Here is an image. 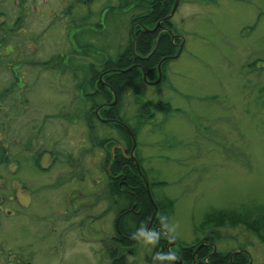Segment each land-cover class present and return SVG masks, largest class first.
I'll list each match as a JSON object with an SVG mask.
<instances>
[{
    "label": "rangeland",
    "instance_id": "rangeland-1",
    "mask_svg": "<svg viewBox=\"0 0 264 264\" xmlns=\"http://www.w3.org/2000/svg\"><path fill=\"white\" fill-rule=\"evenodd\" d=\"M71 1L76 2L0 0V37L7 32L1 50L8 53V58L4 59L8 66H0V98L8 99L15 110L22 108L21 114H17L18 119L13 121L14 128L25 126L21 137L27 136L31 129L34 135L42 133V139L33 137L25 147L33 153H39L47 133L59 131L61 125L64 128L67 124L54 115L64 107L61 92L65 99L68 97L67 76L59 79L52 69L42 66L46 62L63 65L59 52V39L62 38L55 37L56 29L49 32V28H45L50 23H56L57 18L81 17L85 13L80 8L68 10L67 7L73 5ZM20 6H23V11ZM58 6L65 7L58 10ZM171 22L172 31L175 29L182 39L178 41L179 38L173 34L176 32L170 34L175 49L182 44L179 56L164 63L158 85L138 81L131 88L132 93H138L140 101L151 103L154 112L152 119L145 117V124L139 132L136 129V135L130 130L132 144L135 143V148L131 146L130 156L136 169L131 171L136 175L144 171L148 182H166L165 185L150 183L148 188L151 196L156 195L158 199L165 196L173 204L165 219L161 216L165 211L162 209L165 202L159 200L162 203L157 205V200L152 197V206H157L154 218L158 217L154 220L164 226L165 231L177 241V246H194L216 235L218 250L229 251L232 246H243L250 250L249 264H264V241L259 233L236 220L243 212L253 213L255 205L264 203V0H181ZM122 29L121 42L124 44L128 28L123 24ZM110 39L115 49L116 39L114 36ZM10 62L13 65H9ZM11 68H16L18 73ZM42 81L46 88L42 87ZM129 90L130 87L122 100L115 101V105L118 104L123 119L128 120L129 117L126 122L135 127L136 118L131 120L130 117L135 112L148 113V110L146 105L144 108V104L136 101L134 94L127 95ZM78 93L76 91V95ZM158 95L161 102L168 101L180 110H173L167 115L160 113ZM39 101L46 111H40L44 108L40 107ZM38 122L43 123L40 129L35 127ZM100 127L97 124L96 131L104 130ZM84 130L77 124L70 129L69 133L75 136V141L68 152L78 164L80 161L89 163V160H93L94 164H88V169L74 179L70 190L67 185L58 189L53 185L57 182L50 183L55 172L62 168L59 164L52 165L55 155L41 153L43 162L46 167L51 166V170H43L40 166L34 172L35 164L30 169H25L28 165H19L30 160L31 156L26 152L16 154V161L12 160L8 166L0 165L1 197H12L15 192L27 195L20 183L35 178L39 187L34 189V194L37 191L41 199L33 202L29 192L28 204L39 212L37 218L41 234L34 235L36 231L30 230L29 214H25L29 218L23 215L9 219L6 225L11 222L10 228L15 235H7L11 242L6 240L4 244L3 235H0V249L4 251L8 246L20 244L21 236L29 244V255L47 247L48 242L56 243L58 237L53 234L49 241H42L41 238L45 229L57 225L51 222L55 216L53 210H59L53 204L64 202L67 193L76 199H84L87 205L93 204L96 197H101L104 189L98 187L97 170L92 166H97L104 154H98L99 149L92 151L94 146L89 138H83ZM53 143L63 148L57 139ZM132 149H135L134 153ZM59 159L65 167H72L66 163V156L63 160ZM26 209L17 208V215L24 214ZM220 210L232 213L231 219L228 215L231 221L221 216L222 221L218 222L215 215H219ZM248 216L254 218L255 215ZM102 217H93L92 222L84 224L81 229L77 217L78 233L70 255L78 256L80 264H99L97 259L102 256L97 249L108 241L95 238L98 237L97 228L112 225V219L107 224ZM4 222L5 218L2 219ZM70 223L74 224V221ZM65 225H69V220ZM35 258L43 261V256H38V253Z\"/></svg>",
    "mask_w": 264,
    "mask_h": 264
},
{
    "label": "trees",
    "instance_id": "trees-1",
    "mask_svg": "<svg viewBox=\"0 0 264 264\" xmlns=\"http://www.w3.org/2000/svg\"><path fill=\"white\" fill-rule=\"evenodd\" d=\"M91 1L92 0H76L74 11L80 8V10L85 13L82 14L81 17H76L75 15V20L73 21L76 23L81 22L92 29H89L88 32L82 31V35L77 36L75 39L77 49H79L78 51L67 52V56L71 54L70 65L65 56H62L63 65L58 63L50 65L51 63L47 62L43 66L40 65L43 68L48 67L52 69L57 73L56 75H58L59 79H63L64 76H67L66 81L68 80V84H75L76 91L80 93L76 95L73 105L70 104L75 95L73 91H69V98L67 97L66 99L63 97L62 92L60 94L61 97L59 95L60 99L63 98L65 103L64 107L61 108L62 111L60 110L61 112L59 111V113L54 115L59 117L60 122L64 124L67 123L65 124L66 126L62 128L61 125L59 131L55 130L49 135L47 133L48 137L43 138L44 142L41 144L42 147L39 153L30 152L25 149L27 143L30 142L33 137L39 136V138H41L42 133L40 132V134L36 133L34 135V131L31 129L28 130L29 134L27 136L21 137V131L25 129V126L14 128L13 121L18 119L17 114H21L22 108L15 110L12 108V104L8 99L0 98V165L8 166V163L12 160L15 159L16 161V154L26 152L31 156L30 160L27 159L24 163L21 162L19 165H22V167L24 164L28 165L25 169H30L31 166L35 164L36 169L32 167L34 172H37L36 170H38L40 166L43 170H51V166L46 168L41 153L48 154L49 156L55 155L53 156L54 162L52 165L59 164L62 168L55 172L54 175H58L57 177L54 176V180L50 183L57 182L53 185L58 189L63 188L64 185H67L69 190L72 189L74 179L88 169V164H94L93 160H89V163L80 161L78 164L75 162L76 159L68 152L72 149L73 142L75 141V136H72L69 131L77 124L79 127L85 129L82 135L83 138L88 137L93 144L94 148L92 151L99 149L98 154L102 152L104 154L103 160L98 161L97 166H92L94 170H97L98 187L102 186V190L104 189V191L101 193V197H96L94 203L91 205L85 204L82 198L76 199L68 193L64 195V200L68 197L72 199L71 207L75 209V214H73L72 217L74 224L70 226L60 225L61 229H59L58 225H55V228L44 230V241H49L52 234L54 237L57 236L58 229L62 231V236L56 244L48 242L47 247L38 252V256H43V261H37L35 258L36 256L33 254L34 252L29 255L27 251L24 249L22 250L21 247L15 248L14 251L21 250L22 257L33 260L38 264H46L47 262L53 261L56 262V264H80L78 256L75 257L74 254H72V256L70 255V249L76 243V235L78 233L75 223L77 217H79L81 229L84 224L90 221L92 222L93 217L97 218V216H103L102 218L107 224H109V221L112 219V225L109 227H107V225L103 228L99 226L96 233L98 237H94L101 241L109 240L111 237L113 240V247L101 245V248L97 249L98 254L102 256L97 259L99 264H134V261L139 262V264H143L144 262L146 264H229V258L234 252L233 258L231 257L232 262H234L233 264H248L249 256L246 252H249V249L247 250L243 246H232V249L229 251L218 250L217 247L219 246L216 243V235L212 236L214 239L209 238L208 240L215 245V260L210 258L207 259L205 263L203 261L206 255L205 250L213 251V245H205L202 247V251L204 250V252L200 255L201 257L199 255L195 256L196 258H200V261H193L191 257L192 250L196 248L195 244L194 246H186L183 244L177 246L176 244L169 248L167 246L168 238L164 234L162 235L160 232L154 231L156 224V220L154 219H158V217H156V215V218H154L153 221L151 220L152 213L155 209L150 202L144 181L139 175H136L134 171H131L136 170L130 156L131 146L133 144L130 133L120 122L125 123L130 130L134 131V135H136V129L139 132L140 128L145 124V117L149 118L153 116L154 112L153 108L150 106L151 103L147 100L143 102L140 101V97L137 96L138 93H132L131 88H133L138 81L146 82L154 80L157 77L159 65L161 64L162 69L164 63L168 62L170 57L177 51L169 33H158V31L149 30L156 25L159 20L164 21L162 22L164 25H172V22L170 19H167V16L175 0ZM180 1L181 0H178V2ZM153 2L156 3L152 6L151 3ZM105 4H107V6H104ZM61 7L64 8L63 6ZM61 7L58 6V10H61ZM20 10L23 11V6H20ZM71 18H73V15ZM81 19H87L89 22L80 21ZM67 20L70 21L66 17L57 18L55 20L56 23H50L45 28V30L49 28V32L56 29L57 34L55 37L57 39H63H59L60 53L68 51L69 47H72L64 34V30H66L67 27ZM127 22L129 27L127 26ZM134 22H136V24H134ZM123 24L128 28L127 40L124 44L121 42ZM251 28L253 29L254 25H252ZM89 33H93V36H89ZM6 36L7 32L3 33V36L0 37V66L6 65L7 67L8 65L4 59L8 58V53H3L1 50ZM112 36L116 39L115 49H113L112 40L110 39ZM45 41L49 43L47 39ZM10 64L13 65L11 62L9 65ZM73 65L75 67H73ZM124 69H127V71ZM11 70L14 73H18L16 68H11ZM18 78H20V76H18ZM41 84L43 87L44 81H42ZM44 87L46 88L47 85ZM129 87L130 93L128 92L127 95L134 94L135 99H137L136 101L139 100L140 104H144V108L146 105L147 107L145 109L148 110V113L141 112L139 114V111L135 112L133 116L130 117L131 120L136 118L135 127H131L130 124L127 123L129 117L128 120L123 119L124 116L119 113L118 104H113L115 98L116 101L123 99ZM39 105L44 108L40 109V111H46L41 101H39ZM159 105L158 111L160 110L166 115L173 110H179L172 107L169 102L160 101ZM48 122L49 121H47V123ZM42 124L43 123L38 122V125L35 127L40 129ZM97 124H100L104 130L96 131ZM65 128L66 132H63ZM42 137H44V135ZM15 139H20V141ZM55 139L61 143L63 148L53 143ZM65 139H68L69 142ZM117 144L122 146L120 147ZM122 147H124V150ZM64 156H66V163L70 164L72 167H65L63 165L59 157L63 160ZM92 156H94L93 153ZM102 162H104V165L101 164ZM100 168H102V170H100ZM143 174L146 175L144 171ZM69 177L72 179L69 180ZM34 179L35 178L28 179L27 181L25 180L20 184L31 192L33 199H36L38 195L37 191L34 194V189L37 190L39 186L38 181ZM60 179L65 180L59 181ZM21 180L23 181V179ZM120 180H123V182L118 184ZM148 183L156 185L166 184L164 181H150ZM55 188L54 190H56ZM1 196L2 194L0 193V200H2ZM152 197L157 200V205L165 202L162 204L164 205L162 209L165 211L163 210L164 212H162L161 216L166 219V216L172 210L173 204L170 201L169 203L165 196H163L164 198L162 199H158L156 195H152ZM159 200L163 201L159 202ZM8 203L12 205L13 208H20L17 207L15 202ZM55 204L58 205L61 211L69 207L67 202L57 203L56 201ZM95 205H97V207H95ZM165 208H170V210L166 211ZM243 210L245 211V209ZM253 211V213L243 212L244 214H241L236 220H238V222L241 221L243 225L247 224L245 226L257 231L260 238L264 241V203L258 206L255 205ZM212 214L214 215V213ZM228 215H231V219L232 213L229 214L224 210H220V214L215 215V218L218 222H220V220L222 221L224 218L229 220ZM248 215L255 216L252 218ZM5 216L10 219L14 218V215L11 214H6ZM221 216L222 219L220 218ZM29 217L31 222L30 230L34 229V231H39L38 229L41 227L40 220L36 215H31ZM163 217H161L162 220ZM58 218L60 221L63 215H61V217L58 215ZM59 221L55 217L51 219L53 224H57ZM67 226L71 228L64 229ZM107 235L109 236L107 237ZM141 239L144 241H141ZM131 247H133V252L134 248H138L137 256L128 254L126 249ZM109 251L111 252L108 257L106 252ZM242 251L245 253H242ZM135 252H137V250ZM173 252L179 255L181 261L172 258L173 256L171 254H173ZM153 255L155 256L154 261L149 262L148 259H151ZM1 257L3 256H0V258ZM102 258H104L106 262H104L105 260H102Z\"/></svg>",
    "mask_w": 264,
    "mask_h": 264
},
{
    "label": "flooded vegetation",
    "instance_id": "flooded-vegetation-1",
    "mask_svg": "<svg viewBox=\"0 0 264 264\" xmlns=\"http://www.w3.org/2000/svg\"><path fill=\"white\" fill-rule=\"evenodd\" d=\"M93 1V0H92ZM91 1V2H92ZM72 2V4L73 5H69L68 7H67V9L68 10H70V11H72V10H74L75 9V7H76V2L75 1H71ZM156 2H153V3H151L152 4V6L155 4ZM150 4V5H151ZM63 7H65V6H63ZM91 10V9H90ZM70 21H68L67 20V27H66V30H64V34H65V37H67L68 38V41L71 43V46L72 47H69V50L68 51H65V52H63V53H60V56H65L66 57V59L68 60V64L70 65V59H71V54H69L68 56H67V52H76V51H78L79 49H77V44H76V42H75V39L77 38V36H80V35H82V31H89V29H92L91 27H89V26H85L83 23H76L75 21H73V20H75V18L73 17V18H68ZM80 21H84V22H86V23H88L89 21L87 20V19H81ZM162 22H164V21H162V20H159L158 21V23H159V25H158V27L157 28H155V29H153V31H158V33H162V32H166V31H168V30H171L172 31V28H170L169 26H168V24L167 25H164ZM134 24H136V22H134ZM153 31H151V32H153ZM169 32V31H168ZM89 36H93V33H89L88 34ZM85 49H87V48H85ZM66 62V61H65ZM72 67V66H71ZM70 67V68H71ZM73 67H75L74 65H73ZM74 84V83H73ZM66 88L67 89H69V91H73L74 92V97H73V99H72V101H71V103L70 104H74V101H75V99H76V93H75V91H76V89H75V84L74 85H72V84H68L67 86H66ZM15 140H18V141H20V139H15ZM114 156V155H113ZM102 165H104V162H102L101 163ZM46 168H48V167H46ZM45 169V168H44ZM72 178L71 177H69V180H71ZM123 182V180H120V182L118 183V184H121ZM127 182V181H126ZM22 185V184H21ZM23 186V185H22ZM24 187V186H23ZM24 196H26L27 197V199H22V197H24ZM31 196L29 195V194H25V195H23V194H21V193H15V195L14 196H12V197H9V198H3L2 197V200H0V223H2V219L3 218H5V222L4 223H2V224H0V225H2V226H0V235H3V237L2 238H4L3 239V244L4 243H6L7 241H10L11 242V240L7 237V235L8 236H10V237H12L13 235H15L13 232H12V229L10 228V223L11 222H9L7 225H6V221L7 220H9L10 218H8V217H6L5 215L7 214V215H9V214H11V215H14V218H17V217H22L23 215L26 217V218H29L27 215H25V214H29L30 216L31 215H36L37 216V214H39V212L36 210H33V209H31L32 208V205H29L28 204V201H29V198H30ZM38 197V196H37ZM32 199H33V197H32ZM35 200H40L41 201V199L38 197V198H36V199H33L32 201L33 202H35ZM43 201V200H42ZM71 201H72V199L70 198V197H68L67 199H65L64 200V202H67L68 204H69V207L66 209V210H63V211H61L60 209L59 210H57V209H54L53 211H54V213H55V218L59 221V218H58V215L61 217V215H63V218L57 223V225L59 226V229H61V227H60V225H65L66 224V221L67 220H69V225L68 226H70L71 225V220H72V217H73V214H75V209H73L72 207H71ZM8 202H15L16 204H17V207H24L26 210H25V212H24V214H22V215H17V208H13V206L12 205H10ZM32 202V203H33ZM60 201H57V203H59ZM31 206V207H30ZM54 206H56V207H58V205L57 204H54L53 205V207ZM59 208V207H58ZM31 213H36V214H31ZM75 217V216H74ZM13 219V218H12ZM41 228V227H40ZM40 228L38 229L39 231H36V233L34 234V235H36V234H38V233H40L41 231H40ZM162 225L160 224V223H157L156 222V224H155V227H154V231H157V232H160L162 235L164 234L163 233V231H162ZM59 229L57 230V237H58V239H57V241H56V243L59 241V238L62 236V231H59ZM64 229H66V228H64ZM70 229V228H69ZM34 230V229H33ZM41 234V233H40ZM33 235V236H34ZM41 236V235H40ZM22 237V241H21V243L20 244H14V245H11V246H8V249H4V251L2 250V249H0V256H3V257H1L0 258V264H4V263H6V264H38V263H36V262H34L33 260H30V259H27V258H25V257H22L21 256V250L20 251H14V249L15 248H18V247H21V249L23 250H25V251H27V253H28V247H29V244L26 242V241H24V239H23V237L24 236H21ZM45 236H44V233H43V235L41 236V238H42V241H44L43 240V238H44ZM40 238V239H41ZM7 240V241H6ZM106 241H108L106 244H104L105 246L106 245H108L109 247L111 246V247H113V243H112V239H111V237L109 238V240H106ZM202 242V244L197 248V246H198V244H200ZM55 243V244H56ZM200 243H198L197 245H196V248L195 249H193L192 250V253H191V257H192V259H193V261H200L199 259L200 258H196L195 256L196 255H201L203 252H204V250L202 251V247L203 246H205V245H213V251H206L205 250V253H206V255H205V257L203 258V261H204V263L207 261V259H210V258H212L213 260H215V257H216V251H215V245L213 244V243H211V242H209L208 240H202V241H200ZM110 244V245H109ZM17 246V247H16ZM167 246L170 248L172 245H171V242H170V240L168 239V242H167ZM133 250V247H131V248H127L126 249V251L128 252V254H132L133 256H137L138 255V248L137 249H135L134 248V252L132 251ZM137 250V252H135ZM38 252H40V250L39 251H35L33 254H34V256H37V253ZM110 252L111 251H109V252H106L107 253V256L109 257V254H110ZM233 255V254H232ZM232 255L230 256V258H229V264H233V262H232V260H231V257H232ZM195 257V258H194ZM201 257V256H200ZM174 260H179L180 261V259H179V255L177 254V253H174L173 252V257H172ZM153 259V260H152ZM154 259H155V256L153 255V257L150 259H148V261L150 262V261H154ZM38 261V260H37ZM135 263L134 264H138L139 262H137V261H134ZM143 264H146L145 262L143 263ZM235 264H237V263H235Z\"/></svg>",
    "mask_w": 264,
    "mask_h": 264
},
{
    "label": "water",
    "instance_id": "water-1",
    "mask_svg": "<svg viewBox=\"0 0 264 264\" xmlns=\"http://www.w3.org/2000/svg\"><path fill=\"white\" fill-rule=\"evenodd\" d=\"M173 10H174V8H173ZM173 10H172V12H173ZM172 12H171V13H172ZM146 185H147V183H146ZM153 216H154V214H152L151 220L153 219Z\"/></svg>",
    "mask_w": 264,
    "mask_h": 264
}]
</instances>
